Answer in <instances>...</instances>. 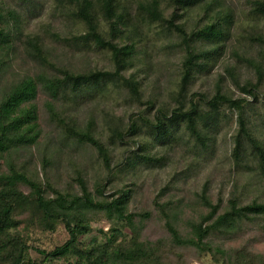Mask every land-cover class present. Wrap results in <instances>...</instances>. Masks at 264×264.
I'll list each match as a JSON object with an SVG mask.
<instances>
[{"label": "trees", "instance_id": "obj_1", "mask_svg": "<svg viewBox=\"0 0 264 264\" xmlns=\"http://www.w3.org/2000/svg\"><path fill=\"white\" fill-rule=\"evenodd\" d=\"M44 1L0 0V264H264L246 244L220 242L264 236V200L244 201L235 177L264 182V26L236 32L233 0H51L52 20L25 32ZM246 2L248 16L264 18V0ZM226 50L236 63L192 90ZM89 51L107 52L111 67L91 66ZM117 98L137 111L117 114ZM97 111L113 145L134 146L115 166ZM222 131L228 196L210 193L209 176L192 194V170L217 154ZM77 146L93 148L106 171L92 186L72 160ZM175 153L188 162L141 206L132 188L107 192L114 168L135 186L140 169ZM64 156L78 190L59 185ZM22 225L67 237L45 249Z\"/></svg>", "mask_w": 264, "mask_h": 264}, {"label": "rangeland", "instance_id": "obj_2", "mask_svg": "<svg viewBox=\"0 0 264 264\" xmlns=\"http://www.w3.org/2000/svg\"><path fill=\"white\" fill-rule=\"evenodd\" d=\"M233 4L236 10V32L239 34L243 33V28H246L248 25L252 23H258L259 26H264V18L256 19L253 16L247 15V2L246 0H233ZM52 1L45 0L44 5L42 7V11L38 17L28 18L24 21V29L25 32H36L40 29V27L48 23L52 20L51 12H52ZM256 19V21H255ZM54 22V21H53ZM88 56L90 58V65L96 66L99 68H109L111 67V61L109 54L107 52H98V51H89ZM75 57H78L76 55ZM174 61V59H173ZM235 57L232 56L229 50H226L225 54L219 60L217 66L213 70L211 74L206 77H200L194 86H192V90H209L213 87L214 81L218 75V73L223 71V68L226 64H235ZM140 76H143L142 72H139ZM150 80L149 78L144 79V82ZM234 90V88H233ZM262 95L264 94V86L262 87ZM238 95V92L235 90V96ZM163 97L166 98V94H163ZM264 99V98H263ZM250 100V99H248ZM116 105L114 106L117 114H122L125 117L130 115L133 112L137 111V107L131 106L130 103H126L121 98H117ZM112 106V105H111ZM84 107L78 109L79 115H82ZM144 108V107H143ZM229 111V110H227ZM98 115V130L100 137L103 141L106 142L108 147L110 148L111 154V163L113 166L119 164L122 160L123 156L129 153L130 149H133L131 141L127 140V143L116 144L113 145L108 138V131L105 127V123L101 119L100 113L97 111ZM218 142V151L217 154L211 158V160L207 162H203L197 166V168L193 169L194 173L191 175V178L188 181L189 188L192 194L199 190L201 184L205 180L206 176L210 178V193L214 196H220L222 198H226L228 196V191L230 188V181L232 179L231 171L232 165L225 156V149L231 146L230 134L227 132H221L217 139ZM130 148V149H129ZM180 153H175V157H172L169 164L164 166L163 168L157 169H140L137 172L136 177L134 178L135 186L131 183V178L122 176V173H119L117 168L110 173L108 176L109 183L107 185L108 193L114 192L117 189L128 187L132 188L137 192L136 202L134 206L139 207L142 205L144 198H152L158 194L160 188L164 186L173 176L174 169H179L186 165L188 161L180 157ZM72 160L79 164L81 168V172L84 175L85 179L88 181L89 185L92 186L95 177L97 174L104 176L106 171L101 168V161L99 160L96 151L91 147H75ZM173 161V162H172ZM58 170L60 172L59 185L64 189L78 190L79 186L76 181L72 180L73 167L67 161V158L64 156L58 165ZM191 172V171H190ZM114 175V177H112ZM237 182L243 184L242 195L243 200L248 201L251 197L259 200H264V182H254L248 181L247 174L245 172H239L235 176ZM253 182V183H252ZM163 199V196L160 197ZM97 226V225H96ZM102 226L105 227V223H102ZM20 230L24 233L29 232V241L31 244L36 246L51 249L55 245L61 243L66 239L67 235L63 231V229L59 228L54 232L50 233H41L36 230L29 228H24V226H20ZM98 231H94L92 235L97 234ZM89 239L88 237L86 238ZM221 245L224 247H236L242 244H246L253 251L264 253V236H260L256 230H252L249 235L241 239L236 240H221ZM192 264H211L209 259L205 257L201 262H194Z\"/></svg>", "mask_w": 264, "mask_h": 264}]
</instances>
